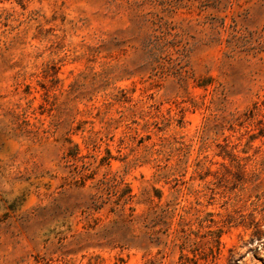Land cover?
Instances as JSON below:
<instances>
[{
	"label": "rangeland",
	"instance_id": "obj_1",
	"mask_svg": "<svg viewBox=\"0 0 264 264\" xmlns=\"http://www.w3.org/2000/svg\"><path fill=\"white\" fill-rule=\"evenodd\" d=\"M263 101L264 0H0V264H44L114 178L174 204L169 245L70 264H177L180 216L208 213L245 225L199 264H263Z\"/></svg>",
	"mask_w": 264,
	"mask_h": 264
},
{
	"label": "trees",
	"instance_id": "obj_2",
	"mask_svg": "<svg viewBox=\"0 0 264 264\" xmlns=\"http://www.w3.org/2000/svg\"><path fill=\"white\" fill-rule=\"evenodd\" d=\"M262 104L264 105V101ZM258 106L256 104L255 108L257 109ZM226 157L235 158L231 154ZM223 167L227 168L225 165ZM255 181H260L258 175ZM260 187L261 185H255L254 189L259 190ZM93 188L95 192L87 197L86 207L77 208L82 220L86 222L84 231L71 236H67L68 234L64 230L54 231L55 239L45 240L46 254L49 259H43L44 264H53V262L70 264L69 257L97 249L137 250L147 253L153 248H166L169 245L168 240L176 208L172 203H162L163 193L161 190L151 187L150 189L144 188L139 195L133 194L128 185L123 186L115 178L100 180ZM240 201L244 202L243 199ZM138 205H144L145 208L139 212L136 207ZM72 215H75V212ZM213 216L208 213L204 218L196 219L195 223L199 230L200 227L204 229H211L213 225L217 227L216 230H209L202 236H200L199 230L194 231L191 228L190 220L180 216L179 228L175 230V239L171 241L180 249L177 264H199L200 259L206 262L210 258L214 260L219 254L222 245L221 238L226 232V228L245 225L243 214L238 217L227 215L219 220H214ZM252 227L256 229L254 236L258 240V244L264 247V231L261 230V225L256 222L249 225V228ZM208 236L210 239L202 243V245H207V249H201L200 237L206 239ZM255 238L252 240L254 241ZM162 252L163 250H160L159 254ZM54 256H56L55 260ZM99 259V255L93 256L88 264H98ZM260 260L264 264V258ZM230 263L239 264L235 256L232 257Z\"/></svg>",
	"mask_w": 264,
	"mask_h": 264
}]
</instances>
